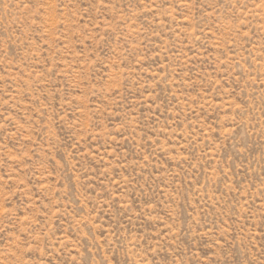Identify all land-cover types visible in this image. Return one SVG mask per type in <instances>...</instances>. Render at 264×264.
<instances>
[{"label":"rangeland","instance_id":"rangeland-1","mask_svg":"<svg viewBox=\"0 0 264 264\" xmlns=\"http://www.w3.org/2000/svg\"><path fill=\"white\" fill-rule=\"evenodd\" d=\"M0 264H264V0H0Z\"/></svg>","mask_w":264,"mask_h":264}]
</instances>
